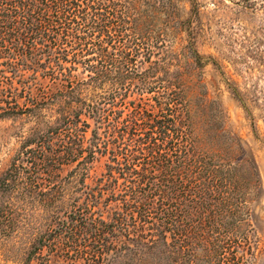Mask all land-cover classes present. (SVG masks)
<instances>
[{
	"label": "rangeland",
	"instance_id": "obj_1",
	"mask_svg": "<svg viewBox=\"0 0 264 264\" xmlns=\"http://www.w3.org/2000/svg\"><path fill=\"white\" fill-rule=\"evenodd\" d=\"M92 1L121 18L135 67L123 77L92 78L98 44L112 51L109 37L94 31L58 36V46L39 52L26 43L23 56V48L9 49L16 59L0 49V264H90L86 239L57 243L59 221L88 187L97 193L114 147L111 119L135 111L181 129L171 173L198 176L199 166L200 176L225 174L241 196L213 224L209 210L179 197L194 216H206L198 228L204 239L229 232L214 264H264V0ZM129 25L139 27L134 44ZM57 244L63 252H52ZM192 244L187 239L185 258ZM201 257L194 263L209 264Z\"/></svg>",
	"mask_w": 264,
	"mask_h": 264
},
{
	"label": "trees",
	"instance_id": "obj_2",
	"mask_svg": "<svg viewBox=\"0 0 264 264\" xmlns=\"http://www.w3.org/2000/svg\"><path fill=\"white\" fill-rule=\"evenodd\" d=\"M70 23L75 25L65 26ZM129 26L131 30L126 40L133 43L139 27ZM122 28L117 11H105L92 0H0V40L9 42L8 48L2 45L0 49L6 50L11 58H17L18 53L12 51L15 48H23V56L26 43L38 52L41 46H51L48 42L56 47L58 36H63L61 39L68 34L79 37L94 31L109 37L112 51L101 44L97 47L100 65L91 70L96 80L117 79L135 68L131 48L121 40ZM79 32L82 33L79 35ZM232 90L240 100L238 93ZM0 91L4 88L0 87ZM95 111L96 117L101 118V112ZM135 112L121 120L111 119L108 135L114 147L109 151L110 163L106 164L108 169L101 177L102 183L97 186L99 194L88 187L83 202L70 208L60 219L57 243L69 245L66 243L73 235L86 239V243L91 244L87 253L90 264H144V261L145 264H174L176 259L195 264L200 254L205 262L214 264L227 249L229 232L223 230L219 238L204 239L203 231L198 228L206 216H194L180 206L179 197L193 201L192 208L209 210L212 219L208 221L213 224L214 218L218 220V216L213 215H219L222 210L233 213L232 198L238 200L241 196L225 182V174L220 179L210 172L200 176L199 166L194 170L198 176H184L182 171L171 173L169 167L174 161L171 158L182 152L181 129L170 124L169 118L156 115L144 118ZM184 161L185 158L181 163ZM158 169L163 173H156ZM168 191L172 193L169 197ZM204 194L208 200L204 199ZM101 198L106 201L103 208ZM110 201L115 204L109 206ZM105 211L106 218L102 217ZM187 239L193 242L189 258H185L189 250ZM47 241L46 238L40 240V245L47 246ZM58 244L52 252H63ZM75 249L81 252L78 247Z\"/></svg>",
	"mask_w": 264,
	"mask_h": 264
}]
</instances>
